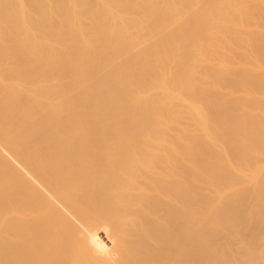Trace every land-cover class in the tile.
<instances>
[{"label":"bare ground","instance_id":"6f19581e","mask_svg":"<svg viewBox=\"0 0 264 264\" xmlns=\"http://www.w3.org/2000/svg\"><path fill=\"white\" fill-rule=\"evenodd\" d=\"M0 264H264V0H0Z\"/></svg>","mask_w":264,"mask_h":264},{"label":"rangeland","instance_id":"374dc122","mask_svg":"<svg viewBox=\"0 0 264 264\" xmlns=\"http://www.w3.org/2000/svg\"><path fill=\"white\" fill-rule=\"evenodd\" d=\"M241 4H242V3H241ZM243 4H246V3H243ZM245 6H247V5H245ZM245 6H244V7H245ZM248 8H249V7H248ZM248 8H247V10H248ZM244 9H245V8H244ZM236 17L238 18V16H236ZM236 17H234L235 19L233 18V22L230 24V26H231L232 24H234V25H232L233 27L231 26V27H232V30H234V26L236 27V24H238V23H237L238 21H236ZM240 18H241V19H240ZM240 18H239L240 20H242L243 18L246 19V17H243V16L240 17ZM239 19H237V20H239ZM234 20H235V21H234ZM220 21H221V20H220ZM220 21H219V22H220ZM219 22L217 21V24H218V25H219ZM246 22H247V20H246ZM248 22H249V21H248ZM222 23H223V21L220 22V26H224V24H225L226 22L223 23V24H222ZM236 28H239V27L237 26ZM243 28H244V27H243ZM230 31H231V29H230ZM146 45H147V44H146ZM146 45H144V47H146ZM197 66H198V65H197ZM201 66H202V65L199 66L200 69L202 68ZM203 66L206 67L205 65H203ZM222 66L224 67L223 64H222V65H219V66H218V65H215V67L218 68V71H219V70H222V68H223ZM221 67H222V68H221ZM217 68H216V69H217ZM220 68H221V69H220ZM197 69H199V68L197 67ZM214 69H215V68H214ZM174 70H175V69H174ZM199 71H200L201 73H203L201 70H199ZM214 71H216V70H214ZM175 72H176V70H175ZM172 73L174 74V71H173V70H172ZM198 74H199V73H197V75H198ZM198 76H201V75H198ZM196 77H197V76H196ZM202 77H204V76H202ZM202 77H201V78H202ZM209 77H210V78H209ZM209 77H208V78H207V77L202 78L203 81H204V83H205V82H209V81L211 80V81H212V82H211V83H212V86H211V85H208V87L210 86V88H212V89H214V90H215V89L218 90V87L216 86V84L213 85V84H214V83H213V82H214V78L211 77V76H209ZM212 78H213V79H212ZM198 79H199V82H201L202 79L200 80V78L197 77V81H198ZM204 79H205V80H204ZM208 80H209V81H208ZM205 85H206V84H205ZM232 86H233V85H232ZM235 86H236V85H235ZM233 87H234V86H233ZM231 90H234V88L232 89V87H231ZM181 112H182V111H181ZM183 112H184V113H188V112H190V111H187V112H186V111H183ZM190 122H191V124H192L191 126H189ZM190 122H188L189 124H187L186 126L184 125L185 123H184V124L177 123V124H179L178 127L180 126V127L182 128L181 130H183L185 133H189L188 135H195L196 133H198L197 135H200L201 133L203 134L202 130H201V131L198 130V129H201V128L198 126V124L196 123V121H195V126H194V124H193L194 122H193V123H192V121H190ZM180 127H179V128H180ZM194 127H195V128H196V127L198 128L197 131H195L196 129H194ZM184 128H186V129H189V128H190L191 130H192V129H194V130H193V131H190V129H189V130H185ZM194 132H195V134H194ZM185 133H184V135H185ZM192 133H193V134H192ZM199 133H200V134H199ZM186 135H187V134H186ZM208 137H209V136H208ZM208 142H209V144H211L212 147L216 148L215 150H217V152H218V151L221 152V153L223 152V151H222V148L220 147V144H219V143H217V142H215V141H213V140H211V139H208ZM217 145H218V146H217ZM214 148H213V149H214ZM213 149H212V150H213ZM215 152H216V151H215ZM219 152H218V153H219ZM221 153H220V154H221ZM200 183H201V182H199V184H200Z\"/></svg>","mask_w":264,"mask_h":264}]
</instances>
